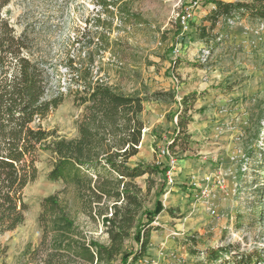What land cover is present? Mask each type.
I'll use <instances>...</instances> for the list:
<instances>
[{
  "label": "rangeland",
  "instance_id": "374dc122",
  "mask_svg": "<svg viewBox=\"0 0 264 264\" xmlns=\"http://www.w3.org/2000/svg\"><path fill=\"white\" fill-rule=\"evenodd\" d=\"M122 1L129 15L144 23L111 19L94 0H11L2 10L18 31L28 30L33 56L47 62L51 88L64 95L42 127L67 140L77 137L83 109L75 106L71 91L85 76L126 93L172 92L174 102L147 101L139 115L143 144L129 163L169 169L160 156L166 148L176 164L173 183L167 172L166 179L153 175L150 183L147 176L134 181L143 193L138 230L149 231V245L131 264H205L206 249L227 245L242 252L264 250V20H220L210 30L206 16L212 5L205 3L210 0ZM186 12L191 17L184 31L180 17ZM190 93L196 101L186 116L187 137L171 151L181 98ZM51 161L49 151L38 152L37 177L23 191L25 221L0 235V264H40V203L55 193L86 238L108 243L100 219L79 211L73 189L63 191L62 181L47 179ZM215 175L223 187L209 185L210 199L197 198L204 178ZM157 201L165 210L146 225L143 213L154 210ZM135 230L124 240L126 253L138 248Z\"/></svg>",
  "mask_w": 264,
  "mask_h": 264
},
{
  "label": "trees",
  "instance_id": "16d2710c",
  "mask_svg": "<svg viewBox=\"0 0 264 264\" xmlns=\"http://www.w3.org/2000/svg\"><path fill=\"white\" fill-rule=\"evenodd\" d=\"M10 1L0 0V235L14 231L25 221L28 205L23 191L37 177L34 163L38 152L47 150L52 155L47 179L62 181L63 191L73 189L79 211L90 219H100L108 243L86 238L75 225L67 204L55 193L40 203V264H113L117 260L120 264L136 263L149 245V231L138 230L143 193L134 181L147 176L146 183H150L153 175L166 179L168 171V167L156 164L129 163L137 156L142 140L144 124L139 115L145 102H174V94L139 90L126 93L85 76L75 82L76 88L71 91L75 106L83 109L77 137L67 140L46 130L42 121L62 104L64 95L51 88L47 62L33 56L28 30L18 31L3 17L2 10ZM205 3L212 5L206 16L210 30L220 20L225 24L264 20V0ZM94 4L121 23H144L140 16L129 15L127 3L122 0H94ZM95 21L96 28L101 26L99 17ZM203 31L201 38L205 37ZM195 96L190 93L181 98L179 133L168 144L171 151L186 140L184 129L190 122L186 116ZM163 210L157 201L154 210L145 211L146 225ZM134 228L138 248L126 253L124 240ZM203 254L205 264H264V250L242 252L236 245L208 248Z\"/></svg>",
  "mask_w": 264,
  "mask_h": 264
},
{
  "label": "built area",
  "instance_id": "2783aa9c",
  "mask_svg": "<svg viewBox=\"0 0 264 264\" xmlns=\"http://www.w3.org/2000/svg\"><path fill=\"white\" fill-rule=\"evenodd\" d=\"M191 17V14L189 12L184 13L181 17H180V24L182 26V30H187L188 29V20ZM161 157L164 156L167 158V165L169 166V169L167 171V177H168V183H173V179L171 177L172 175V169L174 168L176 161L174 160V158L172 157V155L170 154L168 149H163L161 151ZM204 182H205V186H198L196 183H193V185L198 186L199 189H197V191L199 192V194L196 196L197 198H202L204 200H209L210 199V191L208 190V186L212 185L214 186V188H222L223 187V179L220 175H215V176H206L204 178ZM212 214H215V210L211 211Z\"/></svg>",
  "mask_w": 264,
  "mask_h": 264
},
{
  "label": "crops",
  "instance_id": "0c3cea01",
  "mask_svg": "<svg viewBox=\"0 0 264 264\" xmlns=\"http://www.w3.org/2000/svg\"><path fill=\"white\" fill-rule=\"evenodd\" d=\"M144 136V135H143ZM143 144V137H142V141L140 142V146ZM136 157V156H135ZM134 158V157H133Z\"/></svg>",
  "mask_w": 264,
  "mask_h": 264
}]
</instances>
